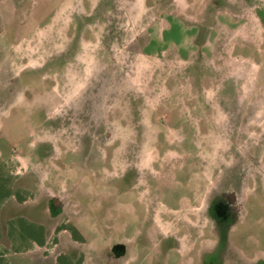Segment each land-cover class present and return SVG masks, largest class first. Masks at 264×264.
<instances>
[{
  "label": "rangeland",
  "instance_id": "rangeland-1",
  "mask_svg": "<svg viewBox=\"0 0 264 264\" xmlns=\"http://www.w3.org/2000/svg\"><path fill=\"white\" fill-rule=\"evenodd\" d=\"M13 106L0 148L45 161L17 184L92 244L59 263L2 225L0 264H264V0H0Z\"/></svg>",
  "mask_w": 264,
  "mask_h": 264
},
{
  "label": "crops",
  "instance_id": "crops-1",
  "mask_svg": "<svg viewBox=\"0 0 264 264\" xmlns=\"http://www.w3.org/2000/svg\"><path fill=\"white\" fill-rule=\"evenodd\" d=\"M26 99L28 98L25 96L23 100L26 102L28 101ZM13 107L15 108L13 112L4 113L0 116L2 121L7 122V126L3 125L5 128L10 129V125H12L14 120L13 118L21 115L17 106ZM2 145L3 146L0 148V228L4 226L6 229V237L9 236L10 238L15 235L17 237L23 236L24 239L29 240L28 238L32 236L29 232H32L34 233L33 235L36 236V240L38 244L40 243V246H45L47 239L53 236L57 250L56 261H59V263L63 261H69L70 263L77 261L80 255L83 256L85 248L87 245H90L91 242L88 240V237L81 232L85 230L84 227H77L73 223L70 225V221L64 223L60 222L63 221V219L69 220V215L72 210L70 207L72 206L66 205L67 202L65 203V201L60 199L63 205L62 207L65 208H62L61 211L58 209L54 210L52 207V203H54L53 200L60 198L58 197L59 195L55 193L56 191L54 192L47 188L46 192H42L44 189H41V186L40 189H38L34 183L33 188L38 190H33L34 193H32L29 190V186L27 187L24 183L17 184V180L15 179L28 170H34L33 177L38 179V177L42 175L39 173V166L44 164L45 161H42L36 154L33 155L32 153L18 155L11 149V145L8 144V141ZM27 179L29 181L28 177ZM35 195H39V197L46 202V206H44L46 208L43 207L42 209V218L45 219L42 225L40 224L41 221L35 217L32 218L24 215L17 217L14 215L15 212L12 211L16 208L20 209L21 207L18 205L23 206L30 203ZM119 226L120 227H117L118 233L122 229V225L119 224ZM122 246L123 250L121 251L124 254L125 245ZM87 254L88 250H86V255ZM120 258L122 257L119 256V258L114 259L113 262L109 260L106 264H117Z\"/></svg>",
  "mask_w": 264,
  "mask_h": 264
}]
</instances>
